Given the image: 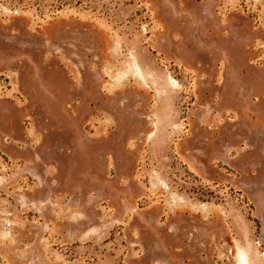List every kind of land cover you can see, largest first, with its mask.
I'll use <instances>...</instances> for the list:
<instances>
[{
	"label": "rangeland",
	"instance_id": "374dc122",
	"mask_svg": "<svg viewBox=\"0 0 264 264\" xmlns=\"http://www.w3.org/2000/svg\"><path fill=\"white\" fill-rule=\"evenodd\" d=\"M244 262L264 0H0V264Z\"/></svg>",
	"mask_w": 264,
	"mask_h": 264
},
{
	"label": "trees",
	"instance_id": "16d2710c",
	"mask_svg": "<svg viewBox=\"0 0 264 264\" xmlns=\"http://www.w3.org/2000/svg\"><path fill=\"white\" fill-rule=\"evenodd\" d=\"M255 222H256V224H257V225H256V226H257V228H260V225H259V222H258V220H257V219L255 220Z\"/></svg>",
	"mask_w": 264,
	"mask_h": 264
},
{
	"label": "crops",
	"instance_id": "0c3cea01",
	"mask_svg": "<svg viewBox=\"0 0 264 264\" xmlns=\"http://www.w3.org/2000/svg\"><path fill=\"white\" fill-rule=\"evenodd\" d=\"M243 264H246V262H244Z\"/></svg>",
	"mask_w": 264,
	"mask_h": 264
}]
</instances>
